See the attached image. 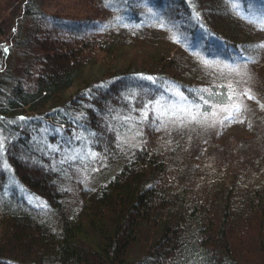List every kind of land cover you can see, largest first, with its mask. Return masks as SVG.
I'll list each match as a JSON object with an SVG mask.
<instances>
[{
    "label": "trees",
    "instance_id": "trees-1",
    "mask_svg": "<svg viewBox=\"0 0 264 264\" xmlns=\"http://www.w3.org/2000/svg\"><path fill=\"white\" fill-rule=\"evenodd\" d=\"M216 1L102 0L105 18L82 21L27 2L0 42V264H264V151L241 143L232 176L206 171L202 151L199 173L152 109L171 83L206 108L165 70L174 54L264 62L259 41H232L221 20L257 38L241 15L264 16V0ZM232 88L205 100L230 102Z\"/></svg>",
    "mask_w": 264,
    "mask_h": 264
},
{
    "label": "rangeland",
    "instance_id": "rangeland-1",
    "mask_svg": "<svg viewBox=\"0 0 264 264\" xmlns=\"http://www.w3.org/2000/svg\"><path fill=\"white\" fill-rule=\"evenodd\" d=\"M28 1L29 0H0V42H8L10 39L14 38L15 31L11 28L19 26ZM213 3L219 6L216 0H213ZM105 6L102 0H47L44 10L50 14L53 13L82 21L85 18L104 19L106 13ZM206 6L211 7V4ZM209 16L210 15H208V17ZM211 16L216 15L213 14ZM222 18L223 17H221V20L226 22V26L231 27L230 30H232V32L229 29H224V33L232 41H259V46L264 44V32L262 34L259 33L260 35L257 38L248 39L243 31L234 32L231 21H228L226 17H224L225 19ZM213 26L215 27V25ZM215 28L217 30V27ZM31 29L33 30L34 28ZM237 29L240 28L237 27ZM219 31L221 32V29ZM216 40L217 39H215V41ZM250 42H246V44ZM259 46V53H262L261 56L264 57V48ZM173 57L172 64L166 65L165 70L169 71L168 75L170 77L183 78L182 81H185V83L192 82L193 87H195L194 97H197L198 100H202L201 97H203L202 101L204 102L206 99V97H204L205 94L208 93L209 96H213L216 90L220 91L221 88L224 89L226 85H230L231 88L232 86H236L230 90L234 97L233 100H237L243 105L240 115L231 123L228 121H225L223 124L219 123L226 115L225 112L220 111V108H223L230 102L210 104V101H208L205 109L200 106L199 111L201 115L198 117V120L185 119L183 122H180L177 121L175 117H171V119L168 117L163 118L164 123L159 125L160 129L164 126L165 128L163 127V131L166 129L171 133H176V135L172 137L181 138L179 141H182V148H184V150L181 151V155H183L182 160H184L186 166L188 165V167L192 169L199 168V173H201L200 155L202 156V151H204L207 152L206 156L208 157L205 161L207 166L206 171H210L214 174L225 173L228 176L231 174L232 176L235 171L233 173L231 171L227 172V168L224 167L225 160L229 154L235 156L238 154L235 149L238 148L241 143H244V145L250 149V155H255L261 150L259 152V157H261L262 150L264 151V138L262 137L264 128V62L258 60V62L247 64L246 67L239 64H231V62L224 63V61L216 60L213 62L202 60L201 62L199 59L193 58L182 61V64L179 65V63H181L179 57L175 54ZM20 62L22 65L30 63L27 59H23ZM6 63L9 64V59L5 60V64ZM5 64H3V67ZM146 77L150 79L153 78L152 75ZM33 80L35 81L34 78ZM24 83L28 84V81ZM33 84L28 85L27 89L33 90ZM169 85L168 89L162 91L153 103L152 109L155 111L156 115L159 114V111L173 104L179 107L182 104L186 105V102H188L187 100L181 101L179 97L174 95L176 89L172 88V83ZM245 90H250L253 99H248L243 95ZM1 94H3V87L0 86V96ZM184 96L186 97L185 94ZM213 110L216 111V116L211 115ZM193 111H196V109H193ZM204 113L208 114L207 119H204ZM179 132L184 133L181 136L182 133ZM165 134L168 136L172 135L168 134V132ZM241 147L242 146H240V148ZM75 149L76 148L72 151L75 152V154L82 151L79 146L78 149H76L77 151ZM85 149V153L94 154L90 147L88 148L87 146ZM186 149H189V151ZM262 156L264 157V154H262ZM82 172L83 171H81V173ZM87 176L89 175L87 174ZM19 261H21V259Z\"/></svg>",
    "mask_w": 264,
    "mask_h": 264
},
{
    "label": "snow or ice",
    "instance_id": "snow-or-ice-1",
    "mask_svg": "<svg viewBox=\"0 0 264 264\" xmlns=\"http://www.w3.org/2000/svg\"><path fill=\"white\" fill-rule=\"evenodd\" d=\"M231 7L233 11H237L240 8V0H229ZM242 19L247 20L249 23H252L254 26H256L260 30H264V16H258V17H250L248 15H241ZM119 22V20L117 21ZM104 27H107L105 25ZM161 27L163 25L161 24ZM259 47L264 48V44H261ZM5 52H7V49H4ZM251 57H247L246 60H251ZM234 70V69H233ZM174 95L180 98L181 101L186 100L187 98L184 96L182 92L179 91L177 88L174 92ZM244 96H246L248 99H253V96L250 94V90H245L243 93ZM203 100V97H201ZM228 100L230 101L229 104L224 106L223 108H220L221 112H225L226 115L223 117L222 120L219 121V123L223 124L225 121H228L229 123L233 122L236 117H238L243 109V105L241 102L237 100H233V94L230 92L228 95ZM159 103V102H157ZM205 104L208 103L207 100L204 101ZM193 107H195L196 111H193ZM200 105L196 104L193 105L191 103H188L186 105H180L177 107V105L173 104L167 108H164L163 110L159 111V114L157 116L158 119H161V123H164L165 117H168L171 119V117H175L177 121L183 122L185 119L187 120H198V117L201 115L200 111ZM212 116H216L217 113L215 110L211 113ZM145 118L147 117V113H144ZM208 118V114L204 113V119Z\"/></svg>",
    "mask_w": 264,
    "mask_h": 264
},
{
    "label": "bare ground",
    "instance_id": "bare-ground-1",
    "mask_svg": "<svg viewBox=\"0 0 264 264\" xmlns=\"http://www.w3.org/2000/svg\"><path fill=\"white\" fill-rule=\"evenodd\" d=\"M260 4L264 6V2H260ZM255 6H257L256 3L253 5V7L255 8Z\"/></svg>",
    "mask_w": 264,
    "mask_h": 264
}]
</instances>
